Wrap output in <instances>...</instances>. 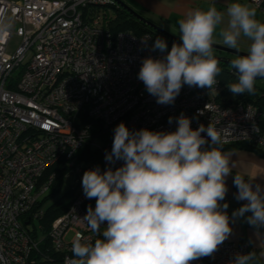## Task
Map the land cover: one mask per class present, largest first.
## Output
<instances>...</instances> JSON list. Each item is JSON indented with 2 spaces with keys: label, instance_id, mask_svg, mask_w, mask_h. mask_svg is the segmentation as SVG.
<instances>
[{
  "label": "built area",
  "instance_id": "obj_1",
  "mask_svg": "<svg viewBox=\"0 0 264 264\" xmlns=\"http://www.w3.org/2000/svg\"><path fill=\"white\" fill-rule=\"evenodd\" d=\"M250 2L264 12V0ZM113 5L111 0H0V10L12 22L9 34L0 38V255L7 264H36L31 255L44 239L47 252L66 264L76 233L98 238L83 221L90 200L83 174L124 163L105 160L110 144L101 141L98 128L113 130L114 136L123 122L132 131L170 132L183 114L193 129L201 124L227 129L224 145L249 144L264 153V114L223 96L218 79L212 90L184 85L174 103L158 104L138 73L143 59L167 52L153 50L149 33L114 32ZM85 147L99 152L100 160H85L80 155ZM57 163L70 204L45 236L34 238L43 216L35 207L57 173L42 178ZM248 252V242L225 240L213 256L192 264H230ZM41 259L50 260L47 254Z\"/></svg>",
  "mask_w": 264,
  "mask_h": 264
},
{
  "label": "clouds",
  "instance_id": "obj_2",
  "mask_svg": "<svg viewBox=\"0 0 264 264\" xmlns=\"http://www.w3.org/2000/svg\"><path fill=\"white\" fill-rule=\"evenodd\" d=\"M177 23L182 43H173L167 51L158 37L153 50L167 54L143 59L138 73L158 104L174 103L184 85L212 90L222 71L214 45L239 51L242 39L248 41L246 54L230 59L237 80L228 88L234 96L256 92L257 80H264V21L257 19L254 7L234 0L221 11L212 3L189 10ZM11 28L0 10V38ZM177 125L170 132L132 131L123 122L115 127L105 160L123 165L103 172L90 169L82 177L86 198L96 201L83 221L98 238L91 241L76 233L73 257L66 264H192L213 256L229 238L228 204H221L233 169L222 150L228 130L212 124L193 129L183 114ZM233 183L238 189L235 199L247 203L232 215L250 212L247 222L264 227V188H253L241 175H235ZM255 258V252L237 254L230 264H251ZM0 264H7L2 255Z\"/></svg>",
  "mask_w": 264,
  "mask_h": 264
},
{
  "label": "crops",
  "instance_id": "obj_3",
  "mask_svg": "<svg viewBox=\"0 0 264 264\" xmlns=\"http://www.w3.org/2000/svg\"><path fill=\"white\" fill-rule=\"evenodd\" d=\"M132 11L145 18L152 24L168 32L175 38L180 40L178 20L194 8L200 7L206 9L210 4L215 3L218 10H225L228 4L234 0H120ZM254 7L250 0H239ZM255 8V7H254ZM257 10V19L264 21V12ZM225 47L223 44H217ZM248 46L247 40H241V48L239 51L246 52ZM235 50V49H233ZM229 154L233 169L231 174L226 178L228 192L221 204L227 203L226 212L229 216L232 233L227 239L231 243L246 241L249 244V252H255L256 258L251 264H264V227L256 228L247 222V217L251 213H245L242 217H234V211L242 207L247 201H238L235 195L238 189L234 185L235 175H241L245 179L250 180L253 188L260 185L264 188V159L259 157L253 151L242 150L237 148H227L223 150ZM95 202L91 204L95 208ZM42 232V231H41ZM40 237L39 233H36ZM43 236V235H42ZM248 252V253H249ZM60 264V263H48Z\"/></svg>",
  "mask_w": 264,
  "mask_h": 264
},
{
  "label": "trees",
  "instance_id": "obj_4",
  "mask_svg": "<svg viewBox=\"0 0 264 264\" xmlns=\"http://www.w3.org/2000/svg\"><path fill=\"white\" fill-rule=\"evenodd\" d=\"M111 8L114 11V18H113V21L111 22V29L114 32H116V33L117 32H130L135 36H140L142 34L149 33L155 38V40L158 37L162 38L167 44V49L169 51L171 50V47L173 45V42L171 40L165 38L164 36H162L161 34H159L157 32H153L148 26L144 25L140 21L135 20L132 16H130L123 9L119 8L117 5H113ZM220 67L222 69L221 73L226 71L225 65L220 64ZM222 84L225 85V82ZM228 89H229L228 87L225 88V90L222 93L223 96L226 95V93H227L226 91ZM234 100L252 104L255 107H257L260 112H262L264 114V95L259 96L257 91L254 94L245 93V94H241V95H235ZM260 128L262 130H264V118L261 120ZM96 131H97L96 133H98V135H99V137L103 143H109L110 144V146H109L110 150L109 151L111 152L112 144H113V138H114L113 130H103L101 128H98ZM227 148H237V149H242V150L253 151L259 157L264 159V153L260 152L259 150H256L254 147H252L249 144L223 145L222 150H225ZM80 155L82 157H84L85 160H96V161L100 160L99 152L92 150L89 147H85L83 150H81ZM52 171H56L57 176L54 180V183L51 187V190L49 191V195L47 194L48 196L46 195L44 198H42V200H40L38 202L37 206L35 207V210L36 209L38 210L40 208V206L42 205V203L48 197H52L55 194H57L63 185V174H64L63 172L64 171L59 169V163L55 164L52 168H50L44 174L42 180L44 178H46L47 175ZM67 194H68V192H66V194H64V196L60 197L56 201L52 202L48 206V208L43 212L42 219L39 222V224L41 225V231H42L40 233L41 235L45 236L48 229L50 228L51 223L56 218L60 217L61 215H63L67 211L69 204H70V199H71V195L69 194V196H67ZM93 202H95V199H90L85 206L86 209ZM27 218L28 217H26V219ZM32 234H33V237L35 238L36 233L33 231ZM42 243L39 246L38 251L31 255V259L35 260L36 264L60 263V261H61L60 255L53 254L50 251L47 252V250H49L48 241L46 239H44V241H42ZM45 254H47V256L50 258V260H42L41 259L43 256H45Z\"/></svg>",
  "mask_w": 264,
  "mask_h": 264
},
{
  "label": "rangeland",
  "instance_id": "obj_5",
  "mask_svg": "<svg viewBox=\"0 0 264 264\" xmlns=\"http://www.w3.org/2000/svg\"><path fill=\"white\" fill-rule=\"evenodd\" d=\"M238 52L246 54V52H244V51H238ZM215 55H216L217 58H223V59H232V58H234V56H231V55H228L226 53H223V52H220V51H216V50H215ZM225 70H226L225 72H222V73H220L217 76V79L220 80L222 83L225 82V85L224 84L223 85L226 88V87H228V84L236 82L237 78L234 77V75L232 74V71H231L229 66L225 65ZM256 91H257L259 96H263L264 95V80H259V81L256 82ZM226 92L227 93H226L225 96L228 99H231V100L235 99V96L232 94V92L229 89ZM64 194H66V185H65V183L62 185L60 191L57 194H55L52 197H48L42 203V205L40 206L39 210L44 212L52 202H54L57 199H59L60 197L64 196ZM48 195H49V193H48ZM67 196H69V193L67 194Z\"/></svg>",
  "mask_w": 264,
  "mask_h": 264
},
{
  "label": "water",
  "instance_id": "obj_6",
  "mask_svg": "<svg viewBox=\"0 0 264 264\" xmlns=\"http://www.w3.org/2000/svg\"><path fill=\"white\" fill-rule=\"evenodd\" d=\"M111 1H113L114 4L117 5L119 8L123 9L124 11H126L135 20L140 21L144 25L148 26L153 32H157V33L161 34L165 38L171 40L173 43H181L179 39L175 38L174 36H172L168 32L162 30L161 28H159L156 25L152 24L151 22H149L145 18L141 17L140 15H138L137 13L132 11L129 7H127L120 0H111ZM214 48H215L216 51H220V52L226 53V54L234 56V57H235V55H244V53L238 52V51L233 50V49L225 48V47H222V46H219V45H214ZM218 59L221 61V64L229 66L230 59H223V58H218ZM231 71H232V74L235 76V78H237L236 70L233 69ZM257 81H259V80H257Z\"/></svg>",
  "mask_w": 264,
  "mask_h": 264
}]
</instances>
